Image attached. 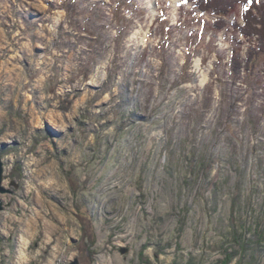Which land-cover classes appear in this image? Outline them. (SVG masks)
I'll use <instances>...</instances> for the list:
<instances>
[{"label": "rangeland", "instance_id": "1", "mask_svg": "<svg viewBox=\"0 0 264 264\" xmlns=\"http://www.w3.org/2000/svg\"><path fill=\"white\" fill-rule=\"evenodd\" d=\"M233 6L0 0V264H264V55L248 77Z\"/></svg>", "mask_w": 264, "mask_h": 264}, {"label": "trees", "instance_id": "2", "mask_svg": "<svg viewBox=\"0 0 264 264\" xmlns=\"http://www.w3.org/2000/svg\"><path fill=\"white\" fill-rule=\"evenodd\" d=\"M193 4L205 13L206 11L215 12L221 15L229 14V11H234L236 2H242L244 5L251 4L243 11L245 20L244 24L233 23V27L240 32L249 42V47L245 52V61H242L238 49L233 47L232 57L230 61V71L233 77H239L241 74L242 63L246 65L247 76L251 77L261 55H264V0H191ZM249 14V15H248ZM222 24V22H221ZM222 29L225 24L220 25L217 21L214 25ZM226 27V26H225ZM239 43H242L239 41ZM248 64V65H247ZM189 264H192L190 261Z\"/></svg>", "mask_w": 264, "mask_h": 264}, {"label": "water", "instance_id": "3", "mask_svg": "<svg viewBox=\"0 0 264 264\" xmlns=\"http://www.w3.org/2000/svg\"><path fill=\"white\" fill-rule=\"evenodd\" d=\"M3 171H4V167H3V163L0 160V192L4 190V188L2 187V182H3ZM2 202L0 201V210L2 209Z\"/></svg>", "mask_w": 264, "mask_h": 264}]
</instances>
